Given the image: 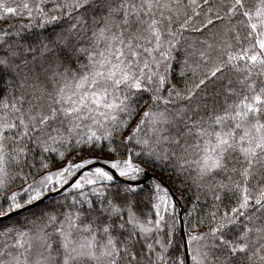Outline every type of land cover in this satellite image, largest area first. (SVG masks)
Instances as JSON below:
<instances>
[{
  "label": "snow or ice",
  "instance_id": "1",
  "mask_svg": "<svg viewBox=\"0 0 264 264\" xmlns=\"http://www.w3.org/2000/svg\"><path fill=\"white\" fill-rule=\"evenodd\" d=\"M3 21L0 264H264V0Z\"/></svg>",
  "mask_w": 264,
  "mask_h": 264
},
{
  "label": "trees",
  "instance_id": "2",
  "mask_svg": "<svg viewBox=\"0 0 264 264\" xmlns=\"http://www.w3.org/2000/svg\"><path fill=\"white\" fill-rule=\"evenodd\" d=\"M2 27H3V26H0V28H2ZM164 180H165V181L167 180V176L164 177ZM185 196L188 197V199L190 200V196H189L187 193L185 194ZM56 198L58 199L59 197H56ZM206 206H207V205H202V207H206Z\"/></svg>",
  "mask_w": 264,
  "mask_h": 264
},
{
  "label": "rangeland",
  "instance_id": "3",
  "mask_svg": "<svg viewBox=\"0 0 264 264\" xmlns=\"http://www.w3.org/2000/svg\"><path fill=\"white\" fill-rule=\"evenodd\" d=\"M5 2L10 3L11 0H5ZM7 23H8V21L0 22V26H4V25L7 24Z\"/></svg>",
  "mask_w": 264,
  "mask_h": 264
}]
</instances>
